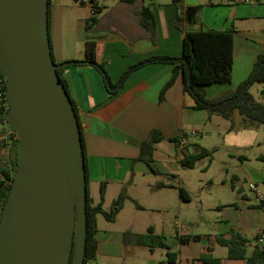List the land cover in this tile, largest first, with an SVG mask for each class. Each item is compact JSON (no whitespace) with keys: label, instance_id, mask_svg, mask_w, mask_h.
Listing matches in <instances>:
<instances>
[{"label":"crops","instance_id":"obj_1","mask_svg":"<svg viewBox=\"0 0 264 264\" xmlns=\"http://www.w3.org/2000/svg\"><path fill=\"white\" fill-rule=\"evenodd\" d=\"M104 2L113 6L104 10ZM104 2L99 0L96 3L102 8L97 28L96 60L105 70L108 82L96 66L86 62L85 27L93 14L92 3L85 0H49V36L54 62L78 61L62 67L60 74L78 111L88 186L90 188L93 184L99 189V198L90 194L92 204L101 201L100 189L103 185L104 209L114 195L113 201L125 189L130 196L126 201H136L131 193L139 191L147 204L136 201L138 209L158 207L162 214V193L182 187L174 181L181 180L185 170L192 169L181 164L184 150H193L196 146L211 149L213 153L223 151V158L215 159L227 172L233 168L237 173L248 175L257 186L260 182L264 183L262 124L247 122L237 111L229 120L210 114L206 109H198L194 98L184 88L182 71L162 94L173 75L174 63L149 62L126 75L132 66L146 59L182 56L185 31L234 28L231 81L210 84L205 92L208 98H217L234 91L249 76L258 55L264 50V27L250 26L254 20H264V0H197L196 4H188L186 0L177 3L174 0ZM143 5H149L153 12V29H146L141 24ZM190 8L194 15L188 18L186 13ZM180 16L184 19L178 26ZM123 76L126 78L120 84ZM219 117L225 121H220ZM153 129L162 134V140L155 145L153 153L157 172L139 158L142 143ZM205 139H212V143L207 144ZM253 159L258 162L256 165ZM162 175L171 180L159 181ZM126 201L112 221L98 214L97 253L102 245H129L124 241L126 231L146 233L153 226L155 233H162V228L159 229L153 220L145 228H137L141 224L136 218L125 220L122 224L124 228H115ZM164 221L163 233H170L171 238L175 234L179 249L175 262L168 261L167 264H200L202 261L199 258L203 253L221 258L222 264H246L244 259L222 258L215 254L217 246H222L217 243L216 237L230 233L212 235L211 240L203 237L194 240L201 247L194 249L192 254H186L184 249L193 241H179L180 236H187V233H181L186 228L179 230L169 213ZM219 224L227 226L223 222ZM261 230L259 228L256 235ZM162 236L167 243V237ZM256 243L254 237L253 244ZM252 251L248 249V253Z\"/></svg>","mask_w":264,"mask_h":264},{"label":"water","instance_id":"obj_2","mask_svg":"<svg viewBox=\"0 0 264 264\" xmlns=\"http://www.w3.org/2000/svg\"><path fill=\"white\" fill-rule=\"evenodd\" d=\"M196 4L197 0H186ZM56 64L49 0H0V70L18 166L0 217V264H83L87 176L78 115Z\"/></svg>","mask_w":264,"mask_h":264},{"label":"trees","instance_id":"obj_3","mask_svg":"<svg viewBox=\"0 0 264 264\" xmlns=\"http://www.w3.org/2000/svg\"><path fill=\"white\" fill-rule=\"evenodd\" d=\"M128 3H134L137 0H122ZM181 0H174L179 2ZM191 9V8H190ZM186 13L190 18L194 13L192 9ZM102 8L95 6L90 19L85 27V54L86 62L96 66L104 76L106 82L108 78L103 67L96 60L97 47V28L100 24V14ZM194 12V11H193ZM141 24L146 29L154 28V16L149 5H143L140 11ZM184 16H180L177 25L180 26ZM234 33L235 29L218 30L213 28H202L199 30L185 31L183 35V53L180 57H152L132 66L126 75L149 62L174 63L173 75L164 87V91L174 82L180 71L183 72L184 88L194 98L198 109H206L210 114H217L226 119L232 120L234 113L239 112L247 122L264 125V103L258 101L250 92V88L256 82H264V50L258 55L249 76L241 81L237 88L225 93L217 98H208L206 96V86L213 83H227L231 81L232 69L234 64ZM59 74L61 68L58 69ZM0 74H2L0 70ZM125 75V76H126ZM61 76V74H60ZM122 77L120 84L125 80ZM62 78V77H61ZM66 89V81L62 78ZM6 88V86H5ZM73 106L78 115V111L73 103ZM17 140L13 147H9L0 156V217L9 194L13 177L18 166ZM162 140V134L159 130L153 129L148 137L143 141L139 158L148 163L152 170L154 168V149L155 145ZM174 141H178L174 139ZM84 146V143H83ZM85 151V150H84ZM213 151L201 146L194 147L193 150H184V156L181 159V164L184 168H194L199 160L205 157H211ZM86 161V155H85ZM86 176L88 185L87 161H86ZM180 196L189 200V194L184 187H179ZM101 201L93 205L87 190V238L86 250L83 264L93 261L96 258L98 240L96 237L97 231V216L103 214L108 220L112 221L123 207L124 202L130 198L125 189H123L114 199L110 211L103 208V199L105 189L103 185L100 189ZM260 208L264 207V199L261 200ZM201 235L180 236L179 241L186 243L190 240L200 239ZM264 227L255 236L257 242L253 251L248 253L247 246L250 240L244 237L239 232H231L229 235L220 234L216 237L217 243L228 248V256L232 259H244L246 264H264ZM124 241L129 245L148 246L151 251L156 247L168 249V261L173 263L176 259V252L170 251V247L164 240L162 235L156 234L154 227L150 226L146 233H134L126 231L124 233ZM205 264H222L219 257H215L210 253H203L200 258Z\"/></svg>","mask_w":264,"mask_h":264},{"label":"rangeland","instance_id":"obj_4","mask_svg":"<svg viewBox=\"0 0 264 264\" xmlns=\"http://www.w3.org/2000/svg\"><path fill=\"white\" fill-rule=\"evenodd\" d=\"M104 4L106 5L104 10H108L113 6L107 2H104ZM251 24L250 26L253 28L264 27V20H254ZM250 92L258 101L264 103V82H256L250 88ZM236 115L239 116V113H236ZM218 119L225 121L222 117ZM261 127V134L264 136V125ZM204 142L210 144L212 139H205ZM262 150L264 153V148ZM223 156V151L215 152L211 157L199 160L194 168L185 170L183 178L181 180L176 179L174 182L177 186L184 187L189 194V200H185L180 196L178 188L164 190L162 193V214L158 207L138 209L136 201L140 204H147L145 197L139 191L132 192L131 196L136 201H126L125 208L114 227L124 228L122 224L125 220L129 221L136 218L141 224V227L137 228L142 229L145 228L148 222L153 220L159 229L162 228V233L160 231L156 234H164L167 237L169 250L178 253V242L175 239V234L171 238L170 233H163L164 219L169 213L171 221L176 226L181 223L186 228L181 233L201 235L204 239L211 240L212 235L215 234L239 231L252 241L248 246L249 251H252L255 245L253 244L254 237L258 229L264 227V208L255 209L253 207L254 205L259 208L258 206L264 197V183L260 182L257 186L262 193L261 198L255 190L251 189L250 183L253 181L248 175L237 173L233 168L227 172L215 159V157L223 158ZM257 163L253 159V164L256 165ZM161 180L162 182H169L171 179L162 175V179L160 178L159 181ZM89 193L99 198V189L95 188L93 184L90 185ZM114 196L105 205V209L108 211L112 207ZM180 201L181 205L179 204ZM221 222L227 226L219 224ZM200 247V243L193 240L190 242V246L184 249V252L192 254L194 249ZM167 252L168 249L162 247H156L151 251L148 246L102 245L91 264H167ZM215 254L227 258L228 249L217 246ZM200 264L203 263L200 262Z\"/></svg>","mask_w":264,"mask_h":264},{"label":"built area","instance_id":"obj_5","mask_svg":"<svg viewBox=\"0 0 264 264\" xmlns=\"http://www.w3.org/2000/svg\"><path fill=\"white\" fill-rule=\"evenodd\" d=\"M98 1L99 0H85L86 3H92L93 11ZM5 82V76L0 74V156L9 147L10 143L12 142V139L18 138L17 133L10 127L7 120V112L9 109V105L6 99ZM250 187L251 189L255 190L257 194L262 198V193L259 191L256 184L252 183ZM177 227L179 230L183 229L181 223H178ZM260 241L263 242L264 239H261ZM91 263L92 261L88 262V264Z\"/></svg>","mask_w":264,"mask_h":264},{"label":"flooded vegetation","instance_id":"obj_6","mask_svg":"<svg viewBox=\"0 0 264 264\" xmlns=\"http://www.w3.org/2000/svg\"><path fill=\"white\" fill-rule=\"evenodd\" d=\"M16 141V139L14 138V139H12V142L10 143V147H13V144H14V142Z\"/></svg>","mask_w":264,"mask_h":264}]
</instances>
